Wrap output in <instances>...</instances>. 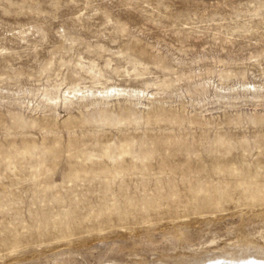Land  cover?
<instances>
[{"label": "rangeland", "instance_id": "1", "mask_svg": "<svg viewBox=\"0 0 264 264\" xmlns=\"http://www.w3.org/2000/svg\"><path fill=\"white\" fill-rule=\"evenodd\" d=\"M258 250L264 0H0V264Z\"/></svg>", "mask_w": 264, "mask_h": 264}, {"label": "bare ground", "instance_id": "2", "mask_svg": "<svg viewBox=\"0 0 264 264\" xmlns=\"http://www.w3.org/2000/svg\"><path fill=\"white\" fill-rule=\"evenodd\" d=\"M246 252L248 249H244ZM242 256V254H239ZM232 256H238V255H232ZM239 257V256H238ZM242 258V257H241ZM240 257L237 260H219L215 262H211L209 264H264V251H257L255 253V256L253 258H248L242 260Z\"/></svg>", "mask_w": 264, "mask_h": 264}]
</instances>
